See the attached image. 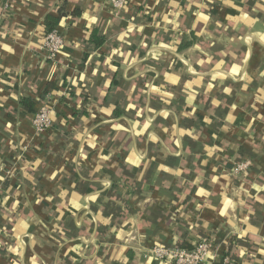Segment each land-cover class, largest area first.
Instances as JSON below:
<instances>
[{
	"label": "crops",
	"instance_id": "1",
	"mask_svg": "<svg viewBox=\"0 0 264 264\" xmlns=\"http://www.w3.org/2000/svg\"><path fill=\"white\" fill-rule=\"evenodd\" d=\"M113 181L110 238L90 200ZM0 185V264H164L201 237L203 264H264V0H0Z\"/></svg>",
	"mask_w": 264,
	"mask_h": 264
},
{
	"label": "built area",
	"instance_id": "2",
	"mask_svg": "<svg viewBox=\"0 0 264 264\" xmlns=\"http://www.w3.org/2000/svg\"><path fill=\"white\" fill-rule=\"evenodd\" d=\"M115 10L123 9L127 0H111ZM62 45V38L58 31L52 30L44 35L42 49L48 59H52ZM50 109L46 105H41L31 118V123L37 132L43 131L52 123ZM249 162L236 163L232 167V172H240L247 168ZM1 189V185H0ZM212 247L211 241L203 237L192 247H181L178 245H154L149 250L151 257L164 264H203Z\"/></svg>",
	"mask_w": 264,
	"mask_h": 264
},
{
	"label": "trees",
	"instance_id": "3",
	"mask_svg": "<svg viewBox=\"0 0 264 264\" xmlns=\"http://www.w3.org/2000/svg\"><path fill=\"white\" fill-rule=\"evenodd\" d=\"M72 14L78 15L79 11H73ZM59 23V18L46 15L44 17V32L45 34L55 30V27ZM103 38H99L96 36V30L93 29L89 35V41L94 43L95 45H99L103 42ZM187 46V45H186ZM183 47V46H181ZM179 49V47H178ZM21 103L26 107V109H30L33 106V103L28 101L25 98H21ZM88 182H85L83 186H80V190H85V187L88 186ZM91 184H94L91 182ZM121 187L116 181H113L109 186L107 191L104 193H100L97 195H93L90 200V207L93 211H95L97 220H98V234L102 232H106L110 238H114L123 228L124 225L122 223L123 213L121 209ZM75 230V226L69 219L66 220L62 230L60 231V235L64 238L72 236V232ZM201 237L200 239H202ZM200 239L198 241H200Z\"/></svg>",
	"mask_w": 264,
	"mask_h": 264
},
{
	"label": "rangeland",
	"instance_id": "4",
	"mask_svg": "<svg viewBox=\"0 0 264 264\" xmlns=\"http://www.w3.org/2000/svg\"><path fill=\"white\" fill-rule=\"evenodd\" d=\"M241 162H246V161H241ZM241 162H238V163H241ZM248 162H249V161H248ZM234 165H235V164H234ZM248 167H249V165H248ZM248 167H247V168L245 167V169H243V171L241 170L240 172H238V173L235 172L234 174H236V175H239V174H242V173L244 174L245 172L248 171Z\"/></svg>",
	"mask_w": 264,
	"mask_h": 264
}]
</instances>
